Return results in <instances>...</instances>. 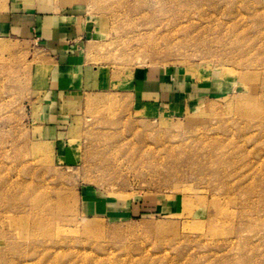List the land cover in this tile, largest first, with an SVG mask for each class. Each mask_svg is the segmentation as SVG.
Masks as SVG:
<instances>
[{
  "label": "rangeland",
  "instance_id": "rangeland-1",
  "mask_svg": "<svg viewBox=\"0 0 264 264\" xmlns=\"http://www.w3.org/2000/svg\"><path fill=\"white\" fill-rule=\"evenodd\" d=\"M60 1L92 19L102 82L51 115L46 54L0 39V185L35 158L68 209L56 248L36 251L0 195V264H264V0ZM142 68L180 96L141 101L126 86ZM170 147L196 154L191 170L154 175Z\"/></svg>",
  "mask_w": 264,
  "mask_h": 264
},
{
  "label": "crops",
  "instance_id": "crops-1",
  "mask_svg": "<svg viewBox=\"0 0 264 264\" xmlns=\"http://www.w3.org/2000/svg\"><path fill=\"white\" fill-rule=\"evenodd\" d=\"M7 38L30 42L46 54L49 69L44 98L51 115L63 114L65 101L71 94L93 90L102 82L98 75L100 66L92 61L93 21L76 3L0 0V39ZM167 80L153 69L142 68L133 71L126 87L135 91L141 101L157 105V101L170 100L182 92L169 89ZM191 96V92L186 94ZM62 122L60 117L50 126L57 130Z\"/></svg>",
  "mask_w": 264,
  "mask_h": 264
},
{
  "label": "bare ground",
  "instance_id": "bare-ground-1",
  "mask_svg": "<svg viewBox=\"0 0 264 264\" xmlns=\"http://www.w3.org/2000/svg\"><path fill=\"white\" fill-rule=\"evenodd\" d=\"M0 46H3V44ZM5 46L6 44L4 45V47ZM256 50L258 52L260 51L261 53H264L263 46H260ZM110 100L111 99H109L108 101ZM100 101L108 102L104 100ZM109 147L110 146L107 145L105 146L104 142L102 143L99 140L91 141L88 147V158L96 160L97 163L100 164V166H105V164L108 162L107 155L111 152V149H108ZM153 154L155 158L153 159L154 162H152L151 164V171L154 175H158L161 173V169L158 165L162 164L163 166H166V168L168 169V173L178 177L185 173V171L191 170L189 164L190 162H187L186 159L194 158L196 156L195 153H192L190 151H183V153L176 152L174 148L171 147L168 148L166 156L160 155L157 152ZM132 156L135 157V154ZM209 160L211 161L210 158ZM35 163L40 164V161L35 160V158L29 161V164H31L30 166H33ZM39 164L34 165V170L29 169L27 176H22L21 174H18L17 176L16 174V181H6L1 184L0 195L12 199L13 203H11L9 206L11 208L14 207L17 212L20 211V214L28 215L31 218V223L25 226V230H27L26 233L28 234L27 235L25 233V238L38 243L33 246L34 250L51 253V249L56 248V246L51 245V243H57V241H55L56 235L65 233L66 227H60L59 223H62L66 220L65 216L68 209L65 202V197H63L62 193L58 189H54L56 186L51 184V182L48 181L45 175H41L42 172H40L39 170L42 169L43 166ZM57 238L59 237L57 236ZM13 264L28 263L14 262ZM176 264L181 263L176 262Z\"/></svg>",
  "mask_w": 264,
  "mask_h": 264
}]
</instances>
